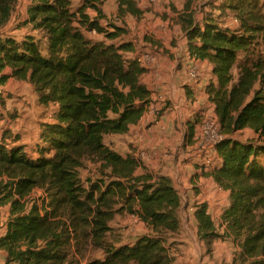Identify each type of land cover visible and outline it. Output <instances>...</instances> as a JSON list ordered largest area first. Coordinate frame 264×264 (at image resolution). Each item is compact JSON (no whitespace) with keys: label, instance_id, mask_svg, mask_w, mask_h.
<instances>
[{"label":"trees","instance_id":"trees-1","mask_svg":"<svg viewBox=\"0 0 264 264\" xmlns=\"http://www.w3.org/2000/svg\"><path fill=\"white\" fill-rule=\"evenodd\" d=\"M73 1L30 0L26 21L42 36L0 31V84L28 81L39 105L56 106L53 119L41 122L35 150L12 128L0 139V205L10 210L0 237L5 264H172L183 205L174 179L154 174L142 153L123 154L106 141L129 135L152 103L147 67L136 42L122 38L126 29L100 25L107 0H80L76 8ZM117 1L123 13L144 14L137 0ZM193 2L186 0L176 20L191 58L211 66L207 102L224 137L212 147L207 174L229 193L219 226L208 203H196L198 236L208 252L225 236L239 245L221 264H264V0H211L201 18ZM18 3L0 0V27ZM226 12L235 26L221 21ZM245 128L259 138L234 135ZM196 131L188 125L185 144L196 141ZM124 213L151 232L125 239L113 225ZM98 249L102 256L90 257Z\"/></svg>","mask_w":264,"mask_h":264},{"label":"rangeland","instance_id":"rangeland-1","mask_svg":"<svg viewBox=\"0 0 264 264\" xmlns=\"http://www.w3.org/2000/svg\"><path fill=\"white\" fill-rule=\"evenodd\" d=\"M137 1L140 8L144 11V14L140 18L136 16H125L121 10V6L118 8L117 5L120 4L117 0H107L103 4L104 17H100V25L105 28L107 32L112 30V25L123 27L127 32L122 38H129L135 41L140 54L145 52L146 49L152 50L155 53L160 52L169 58L175 70L180 69L181 65H183L184 52L180 53V51L176 52V50L185 46L186 38L182 27L177 23L176 16L184 7L186 0H157V2L153 4H151L149 0ZM210 1L211 0H194L192 7L194 10H197V16L199 18L203 16L202 11H200L202 5ZM18 2V7L14 10L9 22L1 26L0 31L18 37H23L30 32L37 34L36 36H42L41 32L32 30V25L26 21L28 17L27 6L30 0H18ZM73 2L74 8H76L80 0H74ZM207 8L210 7L207 6ZM95 13L98 14L97 10ZM160 13L170 18L172 22L171 28L166 34L160 32L156 26L155 20ZM221 21L230 26H235L237 24L236 19L230 12H226L225 15L221 17ZM84 28L88 31L90 36L94 37L97 35V33H90L87 26H84ZM98 37L104 38L105 36L103 33H99ZM201 67L204 70L203 75L207 78V84L205 85L203 83L202 86V89H204V85L207 87L209 81L212 79V77H210L211 67L204 65H201ZM199 81L201 82L202 79ZM190 86L192 87L193 85ZM0 97V139L2 138V134L7 129H11L12 126L11 131L13 133H19L22 136L21 143L26 144L29 149L35 150V146L39 143V137L34 139L35 134L37 133L38 136L42 121L53 119L56 106L54 104H50L48 107L39 105L33 85L28 81H21L15 78H11L6 83L0 84ZM196 100L198 102L197 106L194 109L189 108L186 117L183 116L182 118V120H185V118L187 119L185 121H187L188 125L191 123L199 125L204 117H213L214 115V110L211 103L207 102L206 95L204 97L203 94H198ZM161 112H163V114L171 112V110H168L167 103ZM187 123H181L182 128H184ZM218 128L222 132V128L219 124ZM179 134L180 132L175 135L176 138ZM234 135L241 139L259 138V135L250 128L239 130L235 132ZM134 137L135 135L133 132L129 133V135L111 134L106 137V141L123 154H127L132 148L141 153L142 149L137 145V140ZM179 142L180 139H177L174 144L168 145L164 150L169 157L170 164H175L178 160H185L186 158L181 159L183 154H187L189 159L199 163V159H197L199 155L201 154L200 158L203 159V157L208 156L213 149L211 143L203 139H200L195 149L191 150L187 149L184 144H179ZM153 150L154 149L151 147L150 151ZM206 159L204 161L205 163ZM140 169L144 170L143 167ZM87 172L88 170H85L84 175H86ZM152 172L155 174L154 171ZM214 189H217V187H214ZM200 191L201 189L199 187V190L194 193V196H198ZM222 194V208H224L229 203V197L228 193L222 192ZM185 199L186 198L182 197L183 204ZM9 216V205H0V223L1 221L5 223ZM135 218L136 215L124 213L119 215L113 222V225L122 228L124 238L127 240H132L145 232V223L141 220H135ZM216 223H218V221H216ZM233 243L234 246H236V242L233 241ZM237 252L238 251H236V253ZM89 255L90 257H101L102 252L99 249L91 250ZM0 264H5V256L2 253L0 254Z\"/></svg>","mask_w":264,"mask_h":264},{"label":"crops","instance_id":"crops-1","mask_svg":"<svg viewBox=\"0 0 264 264\" xmlns=\"http://www.w3.org/2000/svg\"><path fill=\"white\" fill-rule=\"evenodd\" d=\"M155 22L157 24V20ZM146 51H150L154 56V60L145 65L147 71L143 76L144 82L152 92L153 101L147 107L142 120L132 127L131 132L135 135L137 145L142 149L141 153L146 165L157 174L171 176L182 197L186 198L181 211L182 225L175 238L176 242L172 246V252L175 256L172 264H221L222 262H230L236 251L240 250L239 245L234 246V240L230 236L224 239L219 238L212 243V250L208 252V244L198 236V224L195 217L196 203L205 201L209 205V212L214 217L215 222L218 221L216 223L218 226L221 220L224 209L221 200L222 192H228L217 187L212 177L207 174V171L211 169L207 162L211 156L217 154L215 149L213 148L210 154L203 159L200 158V154L197 158L199 163L189 159L187 154H183L181 159H186L178 160L175 164H170L169 157L164 151L168 145L174 144L177 139H180L179 144H184L189 150L195 149L198 145L199 140L191 144L184 143L188 124L182 128L181 123H187L185 121L187 119L182 120V118L183 116L186 117L188 109H194L197 106L198 94L207 96L205 87L207 78L203 75L204 70L201 65H210L205 61L191 58L186 43L183 48L176 50V52H184L183 65L178 70H175L169 58L160 52L155 53L149 49ZM137 54L140 55L138 50ZM200 79H202L201 82ZM203 83L205 84L204 89H202ZM166 103L171 112L163 114L161 111ZM178 132L180 134L176 138L175 135ZM137 133H140L141 137ZM37 137L36 133L34 139ZM151 147L154 149L153 151H150ZM205 159L206 163L204 162ZM199 187L201 189L199 195L194 196ZM135 220H140V218L136 216ZM5 223L3 221L0 223V237L5 233ZM144 223L146 225L144 233L151 232L152 227L148 223ZM1 253L6 255L4 250H0Z\"/></svg>","mask_w":264,"mask_h":264},{"label":"built area","instance_id":"built-area-1","mask_svg":"<svg viewBox=\"0 0 264 264\" xmlns=\"http://www.w3.org/2000/svg\"><path fill=\"white\" fill-rule=\"evenodd\" d=\"M151 4L156 3L157 0H149ZM118 8H120V5H117ZM87 15L90 20H95L98 16L96 14V9L94 7H89L87 10ZM125 16L132 17L134 16L131 11H126L123 13ZM157 20V28L160 32L163 34L168 33L169 29L171 28V20L168 17H165L163 14H159V16L156 18ZM90 33L96 34L98 36L99 32L96 27H92L89 29ZM94 36V37H96ZM140 61L146 65L150 61L154 60V56L150 53V51H145L142 54L139 55ZM139 137H141L140 133H137ZM224 135L218 128V123L215 120L214 117H204L199 125H197V131H196V139L200 140L203 139L209 143H211L212 147L219 142Z\"/></svg>","mask_w":264,"mask_h":264}]
</instances>
